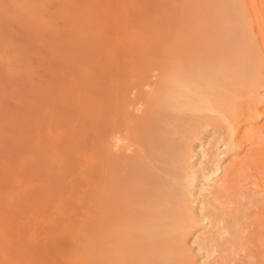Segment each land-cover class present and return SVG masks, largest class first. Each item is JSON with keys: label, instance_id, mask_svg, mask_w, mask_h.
Masks as SVG:
<instances>
[{"label": "bare ground", "instance_id": "6f19581e", "mask_svg": "<svg viewBox=\"0 0 264 264\" xmlns=\"http://www.w3.org/2000/svg\"><path fill=\"white\" fill-rule=\"evenodd\" d=\"M168 1L165 41L73 68L44 113L86 224L60 264H264V0Z\"/></svg>", "mask_w": 264, "mask_h": 264}, {"label": "rangeland", "instance_id": "374dc122", "mask_svg": "<svg viewBox=\"0 0 264 264\" xmlns=\"http://www.w3.org/2000/svg\"><path fill=\"white\" fill-rule=\"evenodd\" d=\"M168 2L0 0V264H60L57 252L64 258L77 250L72 236L86 224L60 214L59 206L64 212L75 206L61 187L66 173L53 179L56 159L49 158L44 169L39 158L44 113L69 96L64 89L77 80L73 68L88 75L107 57L136 56L148 44L165 41L159 37L165 26L150 20L159 19ZM54 143L55 131L46 141ZM75 186L82 195L80 182ZM246 253H238L240 263Z\"/></svg>", "mask_w": 264, "mask_h": 264}]
</instances>
